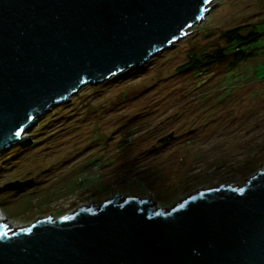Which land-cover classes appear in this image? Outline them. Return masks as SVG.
I'll use <instances>...</instances> for the list:
<instances>
[{"label": "rangeland", "instance_id": "obj_1", "mask_svg": "<svg viewBox=\"0 0 264 264\" xmlns=\"http://www.w3.org/2000/svg\"><path fill=\"white\" fill-rule=\"evenodd\" d=\"M209 8L170 48L82 87L36 117L19 137L26 143L0 151V214L12 227L114 195L169 209L197 191L240 187L264 168V36L234 70L177 72L190 53L222 45V32L264 23V0H212Z\"/></svg>", "mask_w": 264, "mask_h": 264}, {"label": "water", "instance_id": "obj_2", "mask_svg": "<svg viewBox=\"0 0 264 264\" xmlns=\"http://www.w3.org/2000/svg\"><path fill=\"white\" fill-rule=\"evenodd\" d=\"M211 1L0 0V151L26 143L34 119L82 87L170 48ZM0 264H264V168L169 209L114 195L27 227L0 224Z\"/></svg>", "mask_w": 264, "mask_h": 264}, {"label": "trees", "instance_id": "obj_3", "mask_svg": "<svg viewBox=\"0 0 264 264\" xmlns=\"http://www.w3.org/2000/svg\"><path fill=\"white\" fill-rule=\"evenodd\" d=\"M262 24L247 23L222 32L219 36L222 45L205 53H190L186 62L177 68V72L202 74L217 64L225 66L226 71L236 69L239 64L254 58L257 50L262 47L259 45L264 36Z\"/></svg>", "mask_w": 264, "mask_h": 264}, {"label": "bare ground", "instance_id": "obj_4", "mask_svg": "<svg viewBox=\"0 0 264 264\" xmlns=\"http://www.w3.org/2000/svg\"><path fill=\"white\" fill-rule=\"evenodd\" d=\"M0 224H3V225H6V226H9V227H12L5 218H3L0 214ZM14 230L17 229V228H14L12 227Z\"/></svg>", "mask_w": 264, "mask_h": 264}]
</instances>
